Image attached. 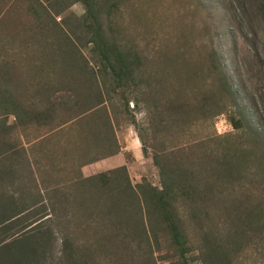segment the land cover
I'll use <instances>...</instances> for the list:
<instances>
[{"label":"trees","instance_id":"trees-1","mask_svg":"<svg viewBox=\"0 0 264 264\" xmlns=\"http://www.w3.org/2000/svg\"><path fill=\"white\" fill-rule=\"evenodd\" d=\"M84 2L92 21L88 41L96 57L92 66L85 62L78 67L87 69L82 78H74L69 86L41 85L36 80L27 94L19 89L23 80L13 74L9 62H0V264H103L102 239L95 234L102 229L100 223L103 229L108 225L117 230V236L127 230L128 246L134 239L150 245L153 240L158 250L159 233L169 241L170 236L171 245L183 256L189 250L184 217L206 213L211 201L225 207L231 217L250 220L258 209L263 212L264 199L250 206L253 194L235 189L247 161L264 166L260 133L243 119L241 110L228 115L241 135L223 136L235 141L226 140L215 150H198L204 139L170 144L158 138L183 135L195 121L228 113L224 98L237 106L220 67L213 66L214 79L220 75V81H212L215 85L208 93L184 98L179 89H171L164 96L149 87L141 55L107 36L90 0ZM258 9L264 15V3ZM105 90L124 105L132 98L135 109L148 114L145 123L132 122L143 153L154 150L160 187L132 184L125 166L83 175L81 167L97 160L92 156L99 146L103 145L104 156L118 152ZM192 112L197 114L193 119ZM30 128L36 133L32 140L25 132ZM145 131L151 135L145 136ZM248 134L251 139H244ZM213 138L222 137L208 141ZM57 160L63 166H47H55ZM109 236L112 241L115 235ZM216 253L208 254L210 264H217Z\"/></svg>","mask_w":264,"mask_h":264},{"label":"rangeland","instance_id":"rangeland-1","mask_svg":"<svg viewBox=\"0 0 264 264\" xmlns=\"http://www.w3.org/2000/svg\"><path fill=\"white\" fill-rule=\"evenodd\" d=\"M261 2L264 0H90L105 34L141 55L144 77L152 90L165 96L171 89H179L184 98L200 97V93H208L211 85L219 83L220 75L214 79L213 66L220 67L237 106L228 105L224 98L228 113L195 121L183 135L158 137L170 144L199 143L204 139L198 149L203 151L225 144V135H241L228 119L229 113L237 110L243 112V119L260 133L264 143V15L258 9ZM88 16L84 0H0V62H9L13 74L23 80V86H19L22 92L29 94L36 80L41 85L46 82L69 86L74 78L83 77L87 69L82 71L78 67L85 62L92 66L96 57L88 41V24L92 23ZM103 93L115 122L118 152L113 155H119L123 162L106 160L109 156L103 155L105 149L101 145L97 156H92L97 160L81 167L83 175L125 166L132 184L160 187L159 169L152 158L154 150L147 148V154L143 153L132 122L145 123L148 114L138 112L132 98L124 105L119 97L106 90ZM112 96L115 97L110 99ZM191 116L193 119L197 114ZM25 132L30 133L29 140L36 134L34 128ZM213 136L222 138L208 141ZM245 138L250 140L251 135ZM227 141L233 143L235 138ZM57 165L61 167L63 162L57 160L55 166H47ZM263 167L258 161H247L242 180L234 183L236 190L253 194L250 206L264 199ZM206 211L184 217L189 250L183 256L171 245L170 236L169 241L159 233L158 250L153 240L150 245L134 239L128 246L127 230L117 236V230L108 225L103 229L100 223L102 229L95 234L102 239L106 260L103 264H210L207 256L215 252L217 264H264V211L258 209L250 220L231 217L225 207L212 201ZM95 218L101 221L99 216ZM89 223L97 230L94 222ZM152 225L159 228L154 222ZM111 234L115 235L112 241Z\"/></svg>","mask_w":264,"mask_h":264},{"label":"crops","instance_id":"crops-1","mask_svg":"<svg viewBox=\"0 0 264 264\" xmlns=\"http://www.w3.org/2000/svg\"><path fill=\"white\" fill-rule=\"evenodd\" d=\"M106 160H108V161H117L119 163H122L123 162V160H121L119 158V155H111V156L107 157Z\"/></svg>","mask_w":264,"mask_h":264}]
</instances>
